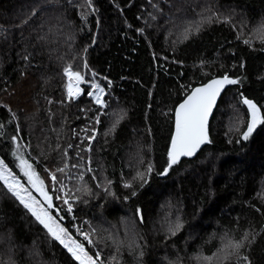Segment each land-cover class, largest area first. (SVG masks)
Returning a JSON list of instances; mask_svg holds the SVG:
<instances>
[{"label": "trees", "instance_id": "1", "mask_svg": "<svg viewBox=\"0 0 264 264\" xmlns=\"http://www.w3.org/2000/svg\"><path fill=\"white\" fill-rule=\"evenodd\" d=\"M209 8L219 15L205 23L197 35L184 39L187 24L199 19V13L207 17ZM228 17L230 21L224 22ZM262 17L264 0H0V123L5 125L0 129V158L19 175L10 139L17 125L20 139L31 145L25 148L32 157L30 162L39 158L42 177L45 166L54 170L62 167L65 159L75 162L78 150L68 148L69 144H80L81 149L87 146L80 129L88 120L80 109L95 106L86 91L77 101H66L62 68L71 63L86 71L87 80L95 71V79L106 90L111 80L116 98L105 123L98 127L91 151H81L85 160L91 157L90 166L97 176L114 178L116 197L95 189L91 174H87L86 181L99 195L77 192L81 197L74 208L77 223L89 220L99 227L97 221H103L125 241L128 237L120 229L127 228L145 245L143 264H170L178 251L191 256L199 244L211 254L218 238L205 240L218 220L235 223L239 217L240 224L252 222L259 229L264 224V125L239 144V133L229 129L238 123L234 108L246 114V107L239 104L241 93L264 109V44L253 31ZM242 27L243 39H251V47L236 39ZM25 55L28 61L23 59ZM85 61L88 70L83 68ZM224 72L239 76L241 82L230 85L214 109L212 143L204 145L193 159L174 165L167 176L154 172L142 188L135 182L137 195L133 197L130 189L121 186V172L129 178L134 174L141 148L162 170L173 123L169 106L183 99L181 86L191 87ZM202 73L209 75L206 78ZM9 108L18 120L9 122ZM123 110L126 116L121 120ZM117 120L116 130L105 136V130ZM239 126L246 128V124ZM65 151L70 153L68 157ZM64 181L76 188L71 176H65ZM170 203L174 207L170 208ZM137 208L142 210L143 223L135 215ZM177 209L183 213L184 226L166 239V214L174 220ZM0 217V260L10 255L11 232L18 264H73L66 250L50 241L42 226L2 191ZM73 222L69 217L63 224L75 236ZM33 242L41 253L39 258L29 256ZM107 243L105 255L114 251L112 242ZM128 252L125 244L123 264H138L135 255L128 258ZM250 255L252 264H264V236L258 237ZM184 264L197 262L186 258Z\"/></svg>", "mask_w": 264, "mask_h": 264}, {"label": "snow or ice", "instance_id": "2", "mask_svg": "<svg viewBox=\"0 0 264 264\" xmlns=\"http://www.w3.org/2000/svg\"><path fill=\"white\" fill-rule=\"evenodd\" d=\"M92 7L91 4L88 5ZM155 7V5H153ZM209 15L205 17L203 13L197 14L199 19L191 20L184 28V39L197 35L203 30L205 23H212L214 18L219 14L212 8L208 9ZM36 15L35 11L32 13ZM230 17L225 18L224 22H229ZM235 31V27L233 28ZM254 34L260 39L261 44H264V17L260 19L257 27L253 30ZM243 27L237 34L236 39L242 40L245 45L252 46L251 39H243ZM86 52L87 49H84ZM25 61L29 60V56L23 57ZM176 63V61H173ZM204 61H201L203 67ZM88 63H83V68L88 70ZM243 68L244 64L241 63ZM63 76L66 77V101L72 103L77 101L85 91L87 97L90 98V103L95 107L81 108L80 111L85 113L88 124L86 127L80 129V132L85 133L81 140L87 141V146L81 149L80 144H69L68 148L77 149L75 162H70L65 159L63 166H56L53 170L52 166H45L43 171L46 173L42 177L39 172L40 163L39 158L35 159V163L30 162L32 159L30 153H25V148H30L31 145H26L21 139V129L17 125L15 134L10 137L13 148L11 155L14 157L16 168L19 169V175L16 174L15 169L10 166V163L5 159L0 158V191L3 195L18 202L35 222L42 226L50 241L58 243L68 253L73 264H123L122 249L126 246L130 254L135 255L138 264H143L144 247L137 239H128L127 241L120 239L114 235L103 224V221H97L99 227H94L92 221L85 220L82 223H74L75 236L71 234L70 229L63 224L67 218L72 221L76 220L74 213L75 206L80 202L81 197L75 195L76 192L83 191L88 196L99 195L94 192V189L86 181L87 174H91V181L95 182V189L104 192L106 196L116 197L113 191L115 186L114 178L101 175H96V169L91 167V157L87 160L81 155L82 152H90L93 141L98 137V127L105 123L104 117L109 115V109L112 107L113 97L111 86L112 81H107L106 87H103L100 82L95 79L97 73L92 72V79H86V71L81 72L79 66H74L69 63L62 68ZM206 78L208 73H202ZM241 82L239 76L233 77L228 72L222 75H211L206 79V82H199L193 84L191 87L182 85L184 90L183 99L178 100L173 105L169 106V112L172 113L173 123L170 132V140L166 145V163L162 165V170L154 166L150 159L143 155V150L137 152V160L134 174L129 178L123 171L120 175V183L124 189H130L131 195H137L135 182H139V187L142 188L149 182L151 175L155 172L156 175L164 177L169 174L174 165L181 162L182 158H191L198 151L202 150L203 145L211 144V121L210 117L214 115V109L218 105V98L221 97L222 92L228 85H236ZM87 83L89 88L82 90L81 85ZM52 101H49L51 103ZM239 104L246 107V114L241 113L239 107L234 108L239 115L237 116V125L235 128H230L229 131H236L239 133V138L236 143L240 141H248L253 135L258 126L264 125V109L258 106L257 102L248 98L243 93L239 96ZM0 107H3L0 105ZM11 112V109H8ZM91 113L89 116L88 114ZM126 116V110L120 114L122 120ZM18 120L16 113L11 112L10 121ZM119 120L114 121L111 126L105 130L104 135L107 136L114 132L119 124ZM240 124H246V128L241 129ZM93 125H96L94 127ZM5 125L0 123V129ZM90 132V135L88 134ZM151 134V133H149ZM73 135H77L73 131ZM3 133L0 132V137ZM231 142V140H229ZM59 148V145H57ZM69 152L65 151L64 156L68 157ZM89 166H85V165ZM69 169H77L78 173L69 172ZM65 176H74L78 181L75 189L71 188L64 182ZM23 180L26 181L22 182ZM118 198V197H117ZM125 201L128 197H124ZM85 204L88 200L83 201ZM103 208V204L100 205ZM169 207H174L171 203ZM256 211L260 212L259 208ZM136 216L140 217V223H143L142 210L136 209ZM166 214V236H176L184 226L185 220L183 213L177 209L174 220L169 219ZM264 215V213H262ZM2 219V217H0ZM87 225V228L84 227ZM101 231L106 232L107 236H101ZM239 233V235L237 234ZM127 236V233H126ZM264 236V224L259 229L255 227L252 222L246 226L240 224L239 217L236 222L218 220L217 227L210 233L205 240V243L218 238L216 250L211 254H207L203 244L197 245L195 252L188 256L181 255L179 251L176 259L170 261V264H184L186 258L195 260L197 264H252L250 255L252 246L256 243L258 237ZM8 255L6 260H0V264H18L15 259L14 250L17 247L14 244V238L9 232L8 236ZM108 241L112 242L114 251L108 252L105 255L106 249L109 247ZM41 255L38 246L33 242V246L29 249V256ZM40 264H43L40 261Z\"/></svg>", "mask_w": 264, "mask_h": 264}, {"label": "rangeland", "instance_id": "3", "mask_svg": "<svg viewBox=\"0 0 264 264\" xmlns=\"http://www.w3.org/2000/svg\"><path fill=\"white\" fill-rule=\"evenodd\" d=\"M65 84H66V77H65ZM88 86V88H89V85L87 84V83H85L84 85H81V88H82V90H83V86ZM95 106V105H94ZM73 171H74V173H78V170L77 169H72ZM71 178L73 179V182H75L76 184V186H77V184H78V181L76 180V178L74 177V176H71ZM23 182V181H22ZM65 182V181H64ZM25 183H26V181H25ZM66 184H68L69 185V183H67V182H65ZM75 187V186H74ZM73 189H75V188H73ZM84 193V192H83ZM83 193H82V195H83ZM75 195H77V196H79L78 194H77V192L75 193ZM73 223H77V221H74ZM80 223H82V222H80ZM122 223V222H121ZM74 228V227H73ZM102 232V231H101ZM120 232H122L123 234H124V236H126V233H127V236L126 237H128V239H135V237L134 236H131V233H129L130 231H128V229L127 228H123V230H121L120 229ZM126 248H127V250H129L128 249V247L126 246ZM131 256H134L133 254H130V252H128V258H130Z\"/></svg>", "mask_w": 264, "mask_h": 264}, {"label": "water", "instance_id": "4", "mask_svg": "<svg viewBox=\"0 0 264 264\" xmlns=\"http://www.w3.org/2000/svg\"><path fill=\"white\" fill-rule=\"evenodd\" d=\"M230 85H228V86H226V88H225V90L229 87ZM224 90V91H225ZM224 91L222 92V94L224 93ZM222 94H221V96H222ZM219 99H220V97L218 98V101H219ZM210 119H211V117H210ZM204 147V145L202 146V148ZM199 152V151H198ZM197 154H195L193 157H191V158H182L181 160H183V159H193L195 156H196Z\"/></svg>", "mask_w": 264, "mask_h": 264}]
</instances>
